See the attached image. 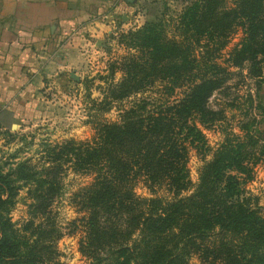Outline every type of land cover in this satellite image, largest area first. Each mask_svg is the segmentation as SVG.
Masks as SVG:
<instances>
[{
  "label": "trees",
  "instance_id": "obj_1",
  "mask_svg": "<svg viewBox=\"0 0 264 264\" xmlns=\"http://www.w3.org/2000/svg\"><path fill=\"white\" fill-rule=\"evenodd\" d=\"M120 43L126 54L101 76V98L87 95L92 138L0 169V264H63L52 204L68 168L90 177L72 196L87 264H264V212L243 187L264 161V128L226 133L195 182L188 166L210 150L204 128L223 114L211 97L243 70L263 81L264 0H185L175 18ZM113 108L115 120L102 117ZM23 188L32 202L17 224L10 210Z\"/></svg>",
  "mask_w": 264,
  "mask_h": 264
},
{
  "label": "rangeland",
  "instance_id": "obj_2",
  "mask_svg": "<svg viewBox=\"0 0 264 264\" xmlns=\"http://www.w3.org/2000/svg\"><path fill=\"white\" fill-rule=\"evenodd\" d=\"M184 5L185 0H140L133 11V16L140 12V17L131 16L128 24L118 21L115 28L98 35L97 42L94 41L95 36L89 37V40L76 45L78 57L71 60L67 58L63 67L54 63L52 68H48L47 74L42 75L44 80H38L40 88L30 106L21 105L15 118H12L10 111L0 113L3 123L0 124V169L14 168L19 160L26 158L36 162L48 144L50 146L68 139L90 140L94 128L87 121L90 114L87 95L101 98L100 91L104 86L101 76L107 73L113 60L126 54L124 45L120 43V34L140 27L147 21H156L157 18H175ZM240 35L239 32L233 36L222 52L224 56L239 41ZM71 72L79 80L73 79ZM244 72L243 75L232 77L227 88L216 92L210 99V106L221 109L223 114L212 125L204 128L210 148L207 154L202 157L191 153L188 166L193 182L197 180L198 167L212 157L226 133H238L240 124L246 122L253 129L264 128V68L261 75L263 81L259 85ZM178 96L175 95L176 98ZM117 112V108H113L102 117L115 120ZM89 180V176L66 169L62 174V191L52 204L55 220L62 233L56 249L63 264L88 263L87 258L78 251L79 240L83 235L79 221L82 212L74 204L72 196ZM243 187L244 194L252 198V205H257L264 212V161L255 166L253 178L246 181ZM138 192L146 193L141 187ZM31 202L26 188L21 189L10 210L11 219L17 224L26 221Z\"/></svg>",
  "mask_w": 264,
  "mask_h": 264
},
{
  "label": "crops",
  "instance_id": "obj_3",
  "mask_svg": "<svg viewBox=\"0 0 264 264\" xmlns=\"http://www.w3.org/2000/svg\"><path fill=\"white\" fill-rule=\"evenodd\" d=\"M140 0H0V113L30 106L53 64L78 57L77 44L128 24ZM89 42V41H88Z\"/></svg>",
  "mask_w": 264,
  "mask_h": 264
},
{
  "label": "water",
  "instance_id": "obj_4",
  "mask_svg": "<svg viewBox=\"0 0 264 264\" xmlns=\"http://www.w3.org/2000/svg\"><path fill=\"white\" fill-rule=\"evenodd\" d=\"M70 76L75 80H79V77L74 72H71Z\"/></svg>",
  "mask_w": 264,
  "mask_h": 264
}]
</instances>
